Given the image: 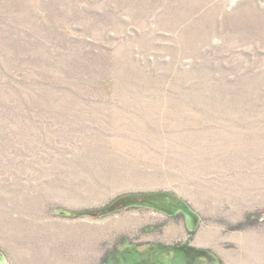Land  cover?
<instances>
[{
    "label": "rangeland",
    "instance_id": "374dc122",
    "mask_svg": "<svg viewBox=\"0 0 264 264\" xmlns=\"http://www.w3.org/2000/svg\"><path fill=\"white\" fill-rule=\"evenodd\" d=\"M156 244L264 264V0H0V264H186Z\"/></svg>",
    "mask_w": 264,
    "mask_h": 264
},
{
    "label": "trees",
    "instance_id": "16d2710c",
    "mask_svg": "<svg viewBox=\"0 0 264 264\" xmlns=\"http://www.w3.org/2000/svg\"><path fill=\"white\" fill-rule=\"evenodd\" d=\"M178 204H176V199L171 193L168 192H152V193H140V194H128L120 196L108 204L94 209L80 210L76 212L58 211V213L66 214L69 217H104L114 214L120 210L131 207H144L152 208L166 215H170L175 209H177ZM159 247H163L167 252L176 251L182 253L185 257H193L196 255H202L206 253L205 250L195 249L186 244H176V245H163L156 244ZM128 254V251L117 250L113 256V260H121L123 255ZM112 260V259H106ZM108 263V262H107Z\"/></svg>",
    "mask_w": 264,
    "mask_h": 264
},
{
    "label": "crops",
    "instance_id": "0c3cea01",
    "mask_svg": "<svg viewBox=\"0 0 264 264\" xmlns=\"http://www.w3.org/2000/svg\"><path fill=\"white\" fill-rule=\"evenodd\" d=\"M195 248V247H193ZM195 249H199V248H195ZM203 250V249H201ZM206 251V250H205ZM169 252H173L174 254L178 253L182 256V259L185 261L186 264H197V262H199L200 260L202 259H209V257H211L210 253L206 251V253L202 254V255H196V256H193V257H185L182 253L180 252H176V251H169Z\"/></svg>",
    "mask_w": 264,
    "mask_h": 264
}]
</instances>
